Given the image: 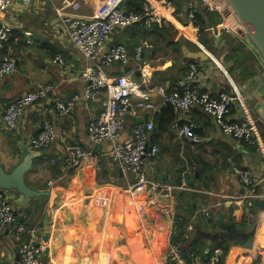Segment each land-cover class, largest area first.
Listing matches in <instances>:
<instances>
[{
	"label": "crops",
	"instance_id": "1",
	"mask_svg": "<svg viewBox=\"0 0 264 264\" xmlns=\"http://www.w3.org/2000/svg\"><path fill=\"white\" fill-rule=\"evenodd\" d=\"M78 1L80 13L87 16L101 15L115 4L128 10L133 7L124 5V0ZM172 1L183 9L182 0ZM195 2L196 9L208 12L199 0ZM60 3L33 0L22 6L19 0H12L0 14L11 28L7 50L17 61V71L0 79V165L10 171L24 152H29L32 168L23 179L35 194L25 199L16 189L0 188V192L27 228L24 239L43 245L44 264H172L165 255L178 235L186 264H195L194 256L208 264L215 249L220 250L219 264H264L262 213L243 202L246 188L230 170L233 164L251 169L260 180L257 192L264 197V62L256 50L247 39L230 37L213 22L203 25L198 41L191 38L190 30H178L163 40H156L153 34L142 38L136 26L116 28L110 35L107 46L124 43L130 49L133 42L145 40L143 53L152 66L151 82L166 88L185 73L190 61L198 62V87L212 95L234 92L236 99L227 117L252 121L259 142L250 145L225 135L199 107L192 106L189 114L175 112L160 95L151 93L156 111L128 108L119 137L120 141L127 138L136 124L148 120L154 124L150 142L158 152L146 163L145 172L158 194H150L148 204L139 212V199L127 191L135 183L134 175L107 157L108 142L92 144L87 139L86 125L99 111V102L80 101L63 116L45 110L53 101L66 100L83 90L80 71L88 64L71 45L55 14ZM5 52L0 51V60ZM166 61L171 64L163 68ZM125 67L115 63L104 71L115 79L128 71ZM40 86L47 88V97L21 114L16 130H5L1 121L5 105ZM138 99L136 95L130 98L132 102ZM44 118L52 123L55 141L47 150L32 151L28 142ZM186 123L193 126L197 141L178 134V128ZM67 144L89 150L92 156L67 168L59 157ZM52 152L58 154L53 161ZM259 152L262 160L257 164L254 159ZM246 208L252 213L250 220ZM236 227L246 231L257 227L251 250L230 238L232 232L238 233ZM17 246L11 233L0 234V264H19ZM190 253L194 255L189 263Z\"/></svg>",
	"mask_w": 264,
	"mask_h": 264
},
{
	"label": "built area",
	"instance_id": "2",
	"mask_svg": "<svg viewBox=\"0 0 264 264\" xmlns=\"http://www.w3.org/2000/svg\"><path fill=\"white\" fill-rule=\"evenodd\" d=\"M32 1L19 0V3L28 6ZM199 1L208 12L217 14L215 25L220 30L230 37L246 39L242 36L243 31L236 22L232 9L226 4H221L222 0ZM11 3L12 0H0V14ZM140 3L141 8L138 11L128 10L115 4L109 6L101 15L87 16L80 13V1L61 0L60 5L55 8V14L71 45L84 55L88 64L80 71L81 79L84 81L83 90L66 100L53 101L45 110L63 116L70 114L80 101L99 102V111L86 125L87 139L92 144L108 142L110 148L107 157L120 165L122 170L134 175L135 183L130 185L127 191L134 199H139L138 211L142 212V208L148 204L147 197L150 194H158L153 191L155 185L148 181L145 172L146 163L154 159L158 152V147L150 142L154 124L151 120L136 124L127 138L120 141L119 137L126 121L125 113L128 108L135 111H156V106L150 101L151 93L160 95L163 102L175 112L182 111L189 114L192 106L199 107L213 118L225 135L250 145L259 142L252 121L249 119L232 121L227 117L229 108L236 99L234 92L212 95L209 91L198 87L196 80L201 70L198 62L190 63L185 73L173 82L172 89L168 91L164 85L151 82L152 66L143 56V49L147 45L145 40L136 44L131 54L123 44L106 45L116 28H126L139 22L145 27L153 24L159 27L169 24L176 32L190 30L191 38L198 41L199 26L195 23L194 17L195 0H189L186 12L177 8L172 0H141ZM10 29L9 24L2 21L0 15V51H6L0 60V79L17 71L15 56L9 50H4L9 40ZM56 58L61 60L59 57ZM115 63L129 66V69L123 75L112 79L104 70ZM141 86H144L143 90H140ZM134 95L139 99L132 102L130 98ZM46 97L47 88L40 86L13 98L2 111V127L8 131L16 130L21 114ZM178 134L192 141L198 140L193 126L189 123L179 127ZM55 138L56 133L52 123L44 118L39 131L30 138L28 146L32 151H44L50 148ZM51 154L52 161L54 157H58L56 152ZM91 156V151L71 144L65 145L59 155L67 168H72ZM230 170L246 188V193L241 197L243 202L251 205L252 199L261 196L256 189L260 180L256 179L251 169L247 167L233 164ZM245 214L246 219H252L249 209H245ZM27 231L19 220L14 206L9 203L6 195L0 192V234L9 232L18 243L19 264H44L41 258L43 245L34 243L32 239L25 240ZM173 235L174 231L170 232V237ZM218 253L220 250L215 249L208 264L218 262ZM194 257H192L193 263L196 264L198 261L202 263L200 260L202 258ZM165 259L172 264H186L183 258V245L178 241H170Z\"/></svg>",
	"mask_w": 264,
	"mask_h": 264
},
{
	"label": "water",
	"instance_id": "3",
	"mask_svg": "<svg viewBox=\"0 0 264 264\" xmlns=\"http://www.w3.org/2000/svg\"><path fill=\"white\" fill-rule=\"evenodd\" d=\"M183 1V12L187 11L189 0ZM227 6H229L234 14L236 22L242 29V36L245 37L248 43L256 50L259 56L264 62V0H222ZM124 5H132L136 9L141 8L139 0H124ZM171 64L170 61L163 63L162 67L165 68ZM129 69V66L125 67V71ZM34 154V153H33ZM30 156L28 152L20 157L18 162L10 169L5 171L2 165H0V188L1 189H16L23 197L29 198L35 194V192L28 188L24 183V174L32 168ZM262 160V154L259 152L254 161L259 164ZM252 205L260 209L262 213L261 221L264 220V197L261 195L251 200ZM256 228L253 231L243 230L241 227H236L238 233H234L229 229V233L232 232V237L238 244L251 250L256 243ZM25 242V241H23ZM19 259L18 255L15 258Z\"/></svg>",
	"mask_w": 264,
	"mask_h": 264
},
{
	"label": "trees",
	"instance_id": "4",
	"mask_svg": "<svg viewBox=\"0 0 264 264\" xmlns=\"http://www.w3.org/2000/svg\"><path fill=\"white\" fill-rule=\"evenodd\" d=\"M139 1H141V0H139ZM132 10L133 11H138L139 9H136L135 7H132ZM194 17H195V23L199 26V38H198V40H200L201 32H203V25L205 23L208 24V22L209 23L210 22L215 23V20L217 19L218 16H217L216 13L206 12L204 10L195 9ZM205 18H206L207 21L205 20ZM135 26L139 28L138 30L136 29V32L139 33L140 37H142V38L146 37V35H148V34H153L155 36L156 40H159V39L163 40L165 38H170V34L173 35V34L177 33L175 30H173L172 26H170L169 24H164L161 27L157 26L156 24H153L150 27H145L142 23L139 22V23H136V24H134L132 26H129V27H135ZM142 38H140V40H138L137 42H133V47L130 48V49H128L126 44H124V43H118V44H123L124 46H126V48L128 49L129 53L131 54V53H133L135 45L138 44L140 41H142L141 40ZM10 39L11 38L9 36V40L8 41H10ZM154 44H156L155 40H154ZM7 48H8V46H6V44H5V49L4 50H6ZM143 56H144V53H143ZM193 62H195V61H190L188 63V65H187V68L189 67V64L193 63ZM187 68H186V70H187ZM171 88H172V85H171V87H167L168 91H170ZM180 239H181V235L180 236L178 235V237H174V241H178V242H180L183 245V257H184V244L181 242ZM193 255H194L193 253H190V255H189V263L191 262V258L190 257L193 256ZM201 256L203 257V255H201ZM216 264H219V262H217Z\"/></svg>",
	"mask_w": 264,
	"mask_h": 264
}]
</instances>
